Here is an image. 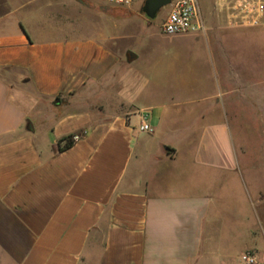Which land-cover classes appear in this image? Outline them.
Masks as SVG:
<instances>
[{
	"label": "crops",
	"instance_id": "0c3cea01",
	"mask_svg": "<svg viewBox=\"0 0 264 264\" xmlns=\"http://www.w3.org/2000/svg\"><path fill=\"white\" fill-rule=\"evenodd\" d=\"M67 6L76 20L80 1L0 0V264H264V175H243L224 114L243 88L228 42L264 28L200 3L206 29L183 35L216 42L213 80L180 54L144 66L112 32L66 30ZM250 74L264 119L256 54Z\"/></svg>",
	"mask_w": 264,
	"mask_h": 264
},
{
	"label": "rangeland",
	"instance_id": "374dc122",
	"mask_svg": "<svg viewBox=\"0 0 264 264\" xmlns=\"http://www.w3.org/2000/svg\"><path fill=\"white\" fill-rule=\"evenodd\" d=\"M76 1L81 2L82 11L80 16H75L76 20H73V9L66 7L65 22L63 23L66 30L78 28L83 33L107 30V32L113 33L115 43H118L121 48L129 50L133 55L140 54L136 64L144 66L165 64L170 62L169 59L180 54L178 55L179 66L193 65L195 77L210 75L213 80L220 79L218 67H216V57L218 56L213 54L211 56L209 51L211 47L213 49L214 46L216 47L215 41L210 45L202 39L203 34L166 35L162 32V26L167 20L170 7L164 8L154 20H150L141 12L145 0H136L126 7L110 6L114 8L113 19H111L104 16L105 10L102 6L105 5L100 0ZM218 1L200 0V3L202 7H208ZM231 1L229 0V3ZM243 28L257 31L264 26ZM228 43L229 47L237 44L241 48V83L243 88L242 93L238 95L237 110H233L227 104L224 114L238 151L243 175L246 176L250 174L251 170H256L258 175L262 176L264 175V119H256L251 115L249 86L252 80L251 60L255 54L258 61L264 60V36L263 38L246 36L241 40H230ZM258 92L264 93V88L259 89ZM258 97H261L260 94ZM183 112L186 113L185 108H183ZM212 120L205 119V121Z\"/></svg>",
	"mask_w": 264,
	"mask_h": 264
},
{
	"label": "built area",
	"instance_id": "2783aa9c",
	"mask_svg": "<svg viewBox=\"0 0 264 264\" xmlns=\"http://www.w3.org/2000/svg\"><path fill=\"white\" fill-rule=\"evenodd\" d=\"M106 5L126 7L136 0H100ZM230 10L236 15L240 27L264 26V0H232ZM162 32L166 35L198 33L206 29L200 0H172ZM141 132H152L148 118H142ZM243 264H257L256 257L246 253L242 256Z\"/></svg>",
	"mask_w": 264,
	"mask_h": 264
},
{
	"label": "water",
	"instance_id": "95a60500",
	"mask_svg": "<svg viewBox=\"0 0 264 264\" xmlns=\"http://www.w3.org/2000/svg\"><path fill=\"white\" fill-rule=\"evenodd\" d=\"M172 0H145L141 12L150 20H154L157 15L166 7H169Z\"/></svg>",
	"mask_w": 264,
	"mask_h": 264
},
{
	"label": "trees",
	"instance_id": "16d2710c",
	"mask_svg": "<svg viewBox=\"0 0 264 264\" xmlns=\"http://www.w3.org/2000/svg\"><path fill=\"white\" fill-rule=\"evenodd\" d=\"M75 138L76 136H68L66 138L59 140L58 142L59 152H64L72 148L75 143Z\"/></svg>",
	"mask_w": 264,
	"mask_h": 264
}]
</instances>
